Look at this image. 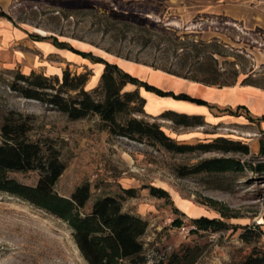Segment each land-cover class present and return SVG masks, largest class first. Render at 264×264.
I'll return each mask as SVG.
<instances>
[{
    "label": "rangeland",
    "instance_id": "obj_1",
    "mask_svg": "<svg viewBox=\"0 0 264 264\" xmlns=\"http://www.w3.org/2000/svg\"><path fill=\"white\" fill-rule=\"evenodd\" d=\"M87 1L90 8L67 11L54 0H0V15L7 16L3 18L28 29L35 41H47L59 50L48 55L44 67L36 73L50 76L58 71L61 77L66 68L74 74L76 65L82 62H68L63 54L67 52L93 66L101 64L97 58L123 60L200 79L204 74L198 63H206L217 69L220 81L264 90L263 30L247 32L233 19L208 14L192 17L181 9H207L200 6L213 5L216 0H149L145 6H139L144 0ZM119 2L127 5L129 12L120 9ZM114 13L137 15L133 17L148 25L117 21ZM203 42L209 44L208 48L198 44ZM19 73L22 71L0 69V128L10 112L20 113L30 118L33 140L54 141L66 165L56 186L59 195L70 197L78 186L89 183L93 193L89 210L98 198L121 197L124 190L135 189L137 196L128 198L123 207L148 222L143 242L151 261L196 245L204 247L198 264H241L254 251L264 255V175L251 170L181 175L182 168L191 169L206 159L233 158L251 164L264 161L259 154L264 117H249L248 111L239 107L220 111L226 114L207 127L186 128L161 118L153 121L136 115L159 123L179 144L196 146L225 138L250 147L248 156L200 151L176 154L112 136L97 117L72 121L51 107L22 98L9 88ZM94 97L103 100L101 95ZM10 177L28 186H36L39 180L38 173H11ZM151 188L166 191L169 198L152 197ZM197 219L208 223L198 229L193 224ZM175 220L194 227V232L186 237L173 226ZM220 224L224 228L217 230ZM247 230L263 235L258 238L252 232L251 242L246 243L241 235ZM0 264L87 263L67 224L18 198L0 195Z\"/></svg>",
    "mask_w": 264,
    "mask_h": 264
},
{
    "label": "trees",
    "instance_id": "obj_2",
    "mask_svg": "<svg viewBox=\"0 0 264 264\" xmlns=\"http://www.w3.org/2000/svg\"><path fill=\"white\" fill-rule=\"evenodd\" d=\"M54 1L57 6L67 11L90 8V2L87 0ZM148 2L149 0L141 1L139 6H145ZM119 8L124 10L128 6L119 2ZM0 16L7 18L2 13ZM113 16L120 22H132L142 27L148 25V22L133 17L137 15L132 16L130 13L127 15L114 13ZM198 44L205 48L209 45L205 42ZM193 46L196 47V45ZM79 54L86 58L91 57L85 53ZM196 58L201 59L199 55ZM211 60L217 63L213 57ZM96 62L103 64L105 68L99 86L92 91L86 90V84L92 72L86 70L73 74L69 69L64 70L61 77L45 76L36 72L30 75L19 73L16 75V80L9 84V88L28 101L41 103L67 115L72 121L94 116L101 121L103 128L112 136L148 144L152 147H162L172 153L188 154L200 151L250 155L248 144L225 138H217L211 143L196 146L179 144L166 134L159 123H150L136 117V115H142L153 121L158 119L150 118L146 114V100L141 97L139 90L126 91V86L132 84L144 87L146 91L153 92L160 97H172L200 106H209L207 102L184 94L175 95L171 92H163L123 73L117 65L110 64L102 58H97ZM198 64L200 65L199 71L204 74L202 79L171 70L154 69L206 87L224 88L236 85V81H220V73L213 65ZM94 95H101L103 100H96ZM159 118L178 127L196 128L206 125L201 116H189L173 111H167ZM29 120V117L24 118L20 113L10 112L0 128L2 139L0 144V195L18 198L67 224L81 257L87 264H198L204 254V247L197 245L185 246L178 252L153 261L149 259L143 242L149 224L140 216L125 212L123 207V203L128 198L137 196L135 189L124 190L121 197L98 198L89 210L87 206L93 196L89 183L78 186L70 197L59 195L56 186L66 171L61 152L50 138L33 140L31 133L34 129ZM259 154L264 157V138L260 141ZM181 170L183 171L182 176L202 173H243L246 170L264 175V161L251 164L233 158H213L206 159L191 169L182 168ZM11 173H38L39 180L36 186H28L11 178ZM150 194L158 199L169 198V193L160 189L151 188ZM207 223L208 221L203 219L193 222L198 229L205 227ZM182 224L180 220H175L173 226L181 227ZM222 228L224 225L220 224L217 230ZM252 232H255L258 238L263 235L258 231L247 230L241 235L242 240L250 243ZM241 264H264V255H259L254 251Z\"/></svg>",
    "mask_w": 264,
    "mask_h": 264
},
{
    "label": "crops",
    "instance_id": "obj_3",
    "mask_svg": "<svg viewBox=\"0 0 264 264\" xmlns=\"http://www.w3.org/2000/svg\"><path fill=\"white\" fill-rule=\"evenodd\" d=\"M166 2L169 3V0ZM200 7L208 8L191 11V7L186 6L181 9L192 17L198 14H208L233 19L247 32L256 29L264 31V0H216L213 5ZM32 34L28 29L18 27L6 18L0 17V69H17L22 71L24 75H30L32 72L41 71L46 63L47 56L59 51L47 41H35L31 38ZM63 54H66L64 56L70 63L82 62L76 65L77 70L75 73L85 72L87 68L92 72L86 84L87 91H92L99 86L105 68L103 64L93 66L79 56L67 52ZM104 60L117 65L123 73L129 74L140 82L163 92H171L175 95L184 94L209 104V106H200L189 101L176 100L172 97H160L153 92L146 91L144 87L127 85L126 91L138 89L141 97L146 100L145 112L150 118H159L163 113L173 111L189 116H201L206 124L204 127H207L213 122V119L221 120L219 117L226 114L224 112L220 113V111L233 110L239 107H244L248 111L249 117L255 119L264 117L263 89L253 86L206 87L136 63L123 60L113 62L105 58ZM80 68L82 71L79 70ZM49 75L58 76V71ZM157 80L160 81L159 83L163 81L165 84L162 86L157 83Z\"/></svg>",
    "mask_w": 264,
    "mask_h": 264
},
{
    "label": "built area",
    "instance_id": "obj_4",
    "mask_svg": "<svg viewBox=\"0 0 264 264\" xmlns=\"http://www.w3.org/2000/svg\"><path fill=\"white\" fill-rule=\"evenodd\" d=\"M177 228H180L181 231L183 232V234H185L186 237L189 236L190 233L194 230V227L184 226L183 224H182L181 227H177Z\"/></svg>",
    "mask_w": 264,
    "mask_h": 264
}]
</instances>
